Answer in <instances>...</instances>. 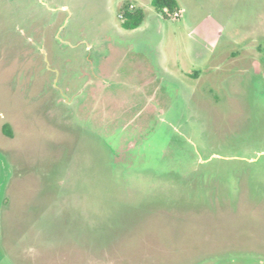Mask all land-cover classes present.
<instances>
[{
  "label": "rangeland",
  "instance_id": "obj_1",
  "mask_svg": "<svg viewBox=\"0 0 264 264\" xmlns=\"http://www.w3.org/2000/svg\"><path fill=\"white\" fill-rule=\"evenodd\" d=\"M176 1L0 0V264H264V0Z\"/></svg>",
  "mask_w": 264,
  "mask_h": 264
},
{
  "label": "trees",
  "instance_id": "obj_2",
  "mask_svg": "<svg viewBox=\"0 0 264 264\" xmlns=\"http://www.w3.org/2000/svg\"><path fill=\"white\" fill-rule=\"evenodd\" d=\"M153 4L155 5V7L160 10V11H164L165 9H168L170 11L175 10V8L177 7V1L176 0H153ZM129 15V16H128ZM127 23H128V29H133V28H137L141 25L142 21H143V12H127ZM130 19V20H129ZM7 134L9 136L12 135V133L8 130H6Z\"/></svg>",
  "mask_w": 264,
  "mask_h": 264
},
{
  "label": "flooded vegetation",
  "instance_id": "obj_3",
  "mask_svg": "<svg viewBox=\"0 0 264 264\" xmlns=\"http://www.w3.org/2000/svg\"><path fill=\"white\" fill-rule=\"evenodd\" d=\"M163 70H164V69H163ZM164 71H165V70H164ZM162 77L165 78V79H169V80H170V78H168V77L165 75V72L163 73ZM163 78H162V79H163ZM162 81H166V80L163 79Z\"/></svg>",
  "mask_w": 264,
  "mask_h": 264
},
{
  "label": "water",
  "instance_id": "obj_4",
  "mask_svg": "<svg viewBox=\"0 0 264 264\" xmlns=\"http://www.w3.org/2000/svg\"><path fill=\"white\" fill-rule=\"evenodd\" d=\"M3 188H4V183L2 182L1 186H0V197H1V192H2Z\"/></svg>",
  "mask_w": 264,
  "mask_h": 264
},
{
  "label": "built area",
  "instance_id": "obj_5",
  "mask_svg": "<svg viewBox=\"0 0 264 264\" xmlns=\"http://www.w3.org/2000/svg\"><path fill=\"white\" fill-rule=\"evenodd\" d=\"M134 6H131V8H133ZM122 17V16H121Z\"/></svg>",
  "mask_w": 264,
  "mask_h": 264
},
{
  "label": "crops",
  "instance_id": "obj_6",
  "mask_svg": "<svg viewBox=\"0 0 264 264\" xmlns=\"http://www.w3.org/2000/svg\"><path fill=\"white\" fill-rule=\"evenodd\" d=\"M162 29H163V27H162Z\"/></svg>",
  "mask_w": 264,
  "mask_h": 264
}]
</instances>
